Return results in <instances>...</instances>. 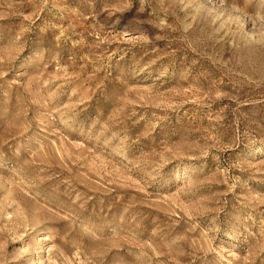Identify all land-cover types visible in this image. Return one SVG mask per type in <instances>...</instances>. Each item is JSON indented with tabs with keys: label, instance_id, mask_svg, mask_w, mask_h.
Here are the masks:
<instances>
[{
	"label": "rangeland",
	"instance_id": "1",
	"mask_svg": "<svg viewBox=\"0 0 264 264\" xmlns=\"http://www.w3.org/2000/svg\"><path fill=\"white\" fill-rule=\"evenodd\" d=\"M0 264H264V0H0Z\"/></svg>",
	"mask_w": 264,
	"mask_h": 264
}]
</instances>
